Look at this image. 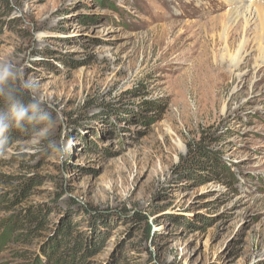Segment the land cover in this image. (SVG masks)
I'll return each mask as SVG.
<instances>
[{
    "label": "rangeland",
    "instance_id": "obj_1",
    "mask_svg": "<svg viewBox=\"0 0 264 264\" xmlns=\"http://www.w3.org/2000/svg\"><path fill=\"white\" fill-rule=\"evenodd\" d=\"M255 1L0 0V264H52L77 235L60 264H264ZM242 3L238 65L183 87ZM15 95L33 115L13 134ZM191 153L205 170L181 167Z\"/></svg>",
    "mask_w": 264,
    "mask_h": 264
},
{
    "label": "bare ground",
    "instance_id": "obj_2",
    "mask_svg": "<svg viewBox=\"0 0 264 264\" xmlns=\"http://www.w3.org/2000/svg\"><path fill=\"white\" fill-rule=\"evenodd\" d=\"M253 6H255L254 11H256L257 17L263 23L264 5L262 1L256 0ZM234 10L220 21L213 19L206 26L207 29L205 31L212 32V35H207L206 37L208 44L203 46L200 61H197L198 58H195L184 73L179 76L183 87H186L189 83L196 82V86L210 88L219 76L228 73V71H231L229 70L230 68L238 65L239 57L237 56L242 54L249 44L247 38H239L240 33L246 34L240 21L249 23L254 16V11L244 3ZM261 45L259 48L264 54V44ZM166 47H170L169 43L166 44ZM235 48L236 52L234 54ZM175 59L176 57L171 60ZM226 65H228V70H225Z\"/></svg>",
    "mask_w": 264,
    "mask_h": 264
},
{
    "label": "trees",
    "instance_id": "obj_3",
    "mask_svg": "<svg viewBox=\"0 0 264 264\" xmlns=\"http://www.w3.org/2000/svg\"><path fill=\"white\" fill-rule=\"evenodd\" d=\"M15 101H12L11 107H10V115L9 117H7V122L9 123V128L10 131L14 134L16 131H19L21 128H23L24 125L27 124L28 119L30 118L29 115H33V112L29 111L27 105H25V103H22L21 101H24L23 99L19 98L18 95L14 96ZM17 102H21L22 104L19 106H16L15 103L17 104ZM23 108L26 110V114L24 119L22 120H17L15 118V111ZM199 155L191 153L188 155V157L185 158V160L183 161V163L181 164V167L185 170H191V169H200V170H205L206 168H202V166L204 165L203 162H201L200 157H198ZM28 213L26 215H24V217H22L23 219H27L28 217ZM36 217L31 218V221H36L35 219ZM10 218H8L7 220H5L4 222L8 221ZM3 222V223H4ZM12 220L9 221V223H11ZM18 224V221H17ZM65 227H67V224L63 222V228L65 230ZM150 230V226H148V224H146L145 226V231L148 232ZM69 236V234H66L65 231L63 232V238H66ZM74 241H76L74 243V251H72L71 247L67 248L65 251H61L59 252L58 250H55L53 252V254L51 255V259L53 260L52 264H60V262L62 260H68L71 259V257L74 256V258L76 257V253L78 251H81V247H82V241L79 237V235L76 236V238L74 239ZM84 257V255H80V259H82ZM49 264V263H48Z\"/></svg>",
    "mask_w": 264,
    "mask_h": 264
},
{
    "label": "clouds",
    "instance_id": "obj_4",
    "mask_svg": "<svg viewBox=\"0 0 264 264\" xmlns=\"http://www.w3.org/2000/svg\"><path fill=\"white\" fill-rule=\"evenodd\" d=\"M8 75H9L8 69L0 70V80L5 79ZM25 114H26V110L23 108H20V109L15 111V118L17 120H22V119H24Z\"/></svg>",
    "mask_w": 264,
    "mask_h": 264
}]
</instances>
